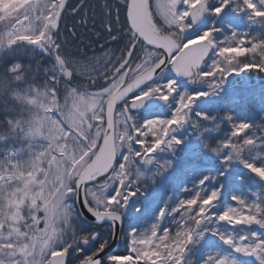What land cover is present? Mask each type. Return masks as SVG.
<instances>
[{
    "label": "rangeland",
    "instance_id": "1",
    "mask_svg": "<svg viewBox=\"0 0 264 264\" xmlns=\"http://www.w3.org/2000/svg\"><path fill=\"white\" fill-rule=\"evenodd\" d=\"M120 0H67L65 2V7L61 11V18L58 22L57 30H54L52 33L53 39L56 42V45L59 46L58 54L70 62L69 67L72 69V78L77 82L81 80H92L95 79L107 72L112 66L118 61L122 56L125 47V39L129 36L128 26L125 21V6ZM151 11L155 16L156 21L161 26L169 27V30L176 32L177 34L181 33L180 29L175 25H169L165 22L164 18L160 15L159 11L156 8L157 0H149ZM51 3V0H48ZM58 2V0H57ZM208 9L218 7L221 3V0H207ZM258 7H264L260 5L258 0H256ZM35 0H0V134L7 135L8 139L5 141H0V165H6L9 171H12L13 165L7 160V156L10 153H15L13 158L10 160L14 163L25 161L30 153L28 147H26V141L21 140L18 135L10 133L7 131V117L16 118L17 116H26L27 112L25 108L27 106L18 104L16 101L12 100L8 93L13 89L25 90L31 85L43 86L47 84L50 88L55 90V95L58 105H65L66 103V91L69 88L76 89L79 92L89 93L95 96H101L100 90L104 87H107L114 82L115 79H119L120 76L124 75L127 71L132 73L136 68L137 64H143L146 61H153L156 57H153L154 50L145 47H139L136 52V57L133 58L132 63L126 64L127 69H124V72H120L116 75L115 79L110 80L105 85L94 86L85 85L84 87H79L74 84H70L65 78L60 75V70L56 65L55 55L56 52L52 48H48L45 51H42L40 47L34 45L25 39V37H30L42 30V22L38 19L40 15L39 12H34L33 6ZM186 5L182 3L178 4V9L183 11L186 9ZM46 14V12H45ZM222 15V16H221ZM24 17V18H23ZM208 19L210 20L200 31L191 32L189 28L185 30V38L188 39L195 38L200 35L203 31L213 29L212 38L217 44H221L225 40H230V44L222 46H236V40L233 38L235 33L237 37L244 36L245 43L243 47L251 48V43L248 41L260 40L264 41V35H258L254 33H248V28H261L264 29V17L255 18L252 17L250 10L242 8V0H229V3L226 4L222 11L219 14H213L208 11ZM225 20V26L219 25L221 20ZM19 20V22L17 21ZM228 21V22H226ZM186 22L190 24V20L186 18ZM218 25V26H217ZM238 26L243 27V31L237 29ZM225 27L228 31V34L221 32H227L222 29ZM239 39V38H237ZM247 43V44H246ZM49 52L50 56L46 55L45 52ZM215 47L212 50V56L205 61L204 66L200 71H209L210 67L214 60H219V63L222 67H231L233 71L228 72L225 75L223 72L221 74L216 72L215 76L218 77L222 83L229 84L232 81L233 76L236 74L245 75L247 69H254L255 64L260 68H264V65L261 64L262 56L259 52L252 53L246 52L245 54H231L235 56L229 64L228 56L218 57ZM151 54V56H149ZM19 63L21 70L15 74L9 71L10 66ZM254 64V65H252ZM127 72V73H128ZM14 75H19L22 78L20 80H15ZM126 78V76H125ZM172 79L175 81L176 92L170 96L171 103L164 107V112L158 117L151 118H161L169 119L171 118L172 113L175 111L177 101L181 94L192 95L195 93H207V95H201L198 98L194 99L192 104L188 106L186 111V119L183 123L179 125L173 124L171 129L168 132V137L170 139L175 137L176 140L180 141L179 143H174L169 147L166 142L158 148L155 152L151 153L148 158L144 160L145 164L137 163L140 159L138 158L135 162L136 169L139 172L143 173V176L137 180L135 185H126L127 191H122V197L127 195V192H132L136 190L139 193H147L153 195L158 191L159 187L164 185V177L169 176V169L172 161L169 160V156L177 154L178 157L186 154H196V160L198 159L199 152H204L209 155V160L211 165L215 166V170L221 169L225 170L226 165L223 164V161L228 158L236 159V154L229 147H224L225 142H230L233 145L240 146L239 159L235 168L241 172L239 174V180L242 183L253 185L257 184L254 177L259 176V173H253L249 168L246 167V163H253L257 167L264 166V100L258 102V105H245L240 102L233 103V109L230 111L229 105L224 104L226 90H223L219 84L213 79L211 80H202L198 87L187 90L185 85L179 83L170 75L161 72L159 77L156 79L155 83H149L146 85V90L152 84L163 85L167 80ZM80 83V82H79ZM90 86V87H89ZM187 87V85H186ZM143 90V91H144ZM166 92V89H163ZM243 91V90H242ZM240 89L237 90V94L243 95ZM221 93V94H220ZM228 95L233 97V91H227ZM245 94L253 95L264 99V83L260 88L246 91ZM212 96L217 99L211 98ZM72 98L67 99V103H72ZM223 102V103H222ZM47 103V101H45ZM104 106V104H103ZM103 106L97 109L98 112L103 116ZM122 108H119L116 113L120 112ZM37 112H40V109H36ZM55 111V110H54ZM198 113H203L207 118H202ZM50 115H53V111L49 112ZM242 114L246 115V118H242ZM57 119H59V114L54 113ZM87 119L92 123V129L88 130L87 135L90 137L92 132L95 131L97 124L99 122L91 120V114H88ZM144 120L139 122L135 120L138 124L142 123ZM241 122H246L251 125L246 134L244 132L239 133L238 135L233 136L234 126L238 125ZM103 123H99V126L103 128ZM66 127V126H65ZM87 128V125H84ZM120 127V125H118ZM147 132V129H144ZM47 132V129H45ZM139 134L137 133V137ZM249 137H252L255 140V143L245 144V140ZM145 141V146L151 145L154 141V137L151 133H148L146 136L139 137ZM46 141L39 138L34 139L31 142L32 154L42 150V146ZM204 147L206 150H201L200 148ZM133 148L137 151L143 152L144 148H141L139 145H133ZM211 148H217L218 151L213 152ZM208 149V150H207ZM163 156H162V155ZM50 158V157H49ZM119 159V158H118ZM176 159V158H175ZM162 165H165L162 167ZM173 165V163H172ZM40 167L47 168L48 164L45 160ZM264 171V168H261ZM31 169L20 168L18 173H20L24 178H28L29 172ZM37 176L40 179H43V173L38 172ZM5 179L0 180V183L7 182ZM23 181L21 179H13L9 182V187L21 186ZM51 185H47L44 190V194L48 195V192L51 190ZM139 189V190H137ZM249 190L250 201L252 203L259 204L262 209H264V180L258 183L259 193L257 195L256 191ZM106 195L111 196L115 192V185H110L106 190ZM74 196V195H73ZM69 197L70 202L73 205L75 210V221L74 223L78 226V230L83 232L88 231L85 226V222L81 219L78 211L75 207L74 198ZM237 198L244 201V198L239 193ZM132 195L128 196L127 202L125 203L123 199H120V203L127 205L131 203ZM39 204L40 202L37 201ZM215 203V202H214ZM232 207L239 208L240 205L238 201H232L229 205ZM117 209H121L120 204L115 206ZM219 210L218 213L213 215H218L224 210ZM211 209H217L216 205L213 204ZM29 210L24 208V215L27 217L26 223H31V217L28 215ZM195 215V212H192ZM38 217L43 216V212H37ZM210 222V221H209ZM208 222V223H209ZM10 222L6 221L4 224L3 231L7 233L8 225ZM211 223L214 225L213 228L217 232L231 233L234 237H239L241 235L248 236L249 239L245 241L246 243H254L255 240H264V226H258L257 224L251 225H228L226 222L211 220ZM220 224V227L217 225ZM62 226V225H61ZM19 227L22 231H27L24 228L23 224H20ZM38 227L43 228L44 224L41 220ZM258 227L261 230H258ZM206 227L202 225L201 230H204ZM109 230L105 225L102 228H99L98 231ZM135 230L137 234L144 232H139L136 226L133 224L126 229H123L120 235V250H125L124 255H113L120 262L126 260L127 255H132L135 258V253L129 251L128 245L131 241V232ZM34 231V229H33ZM97 231V230H95ZM92 232V231H91ZM255 232L257 234L255 240L250 236L251 233ZM211 234L217 235L213 232ZM164 234V230H163ZM162 234V235H163ZM207 231L201 237L194 238L200 242L203 239L206 240ZM175 233L173 234V236ZM72 239L71 233L65 236V241ZM158 242V241H157ZM0 243H10V241H0ZM92 241L89 242L87 246H90ZM82 247L80 243L75 245V248L70 249L67 253L69 255L70 262L75 263L78 257V254H81L89 247ZM154 247V245H153ZM195 253H191L186 258L183 259V264H194L196 260L197 264H204L206 258L210 255L214 256H225L233 261V264H259V261L256 256L249 255L245 253H239L234 250L231 245L225 244L220 238L219 235L215 239V244L213 249L207 253V250L203 253L201 246H194ZM76 248H79L81 251H77ZM62 247H58L56 250H61ZM109 256L106 259V264H115V262L110 261ZM50 258V253H49ZM192 261L189 262L188 261Z\"/></svg>",
    "mask_w": 264,
    "mask_h": 264
},
{
    "label": "snow or ice",
    "instance_id": "2",
    "mask_svg": "<svg viewBox=\"0 0 264 264\" xmlns=\"http://www.w3.org/2000/svg\"><path fill=\"white\" fill-rule=\"evenodd\" d=\"M260 5H264V0H258ZM182 3L186 5V9L180 11L178 9V4ZM229 3V0H221V3L218 7L212 8L210 10L206 9V0H157L156 8L159 11L160 15L167 20L169 25L179 26L180 32H185L191 25L186 22V18L190 17L193 22L204 13L206 10L210 11L213 14H219L223 7ZM65 7V0H51V3L48 0H35L33 6L34 12H39L38 19L42 22V30L39 34L25 37L26 40L33 43L34 45L41 48L42 51H45L48 48H52L55 52V59L57 61V67L60 70V75L66 78L72 77V69L69 67L68 61L64 60L60 54H58L59 46L56 45L55 40L53 39L52 33L58 28V21L61 18V10ZM148 0H129L128 2V20L131 24V29L133 30V35L135 38L142 37L144 41L148 44L155 45L158 47H163L169 53L167 62L162 61L159 67L149 68L151 60L146 61L143 64H137L136 68L133 70V74L136 79L131 84L125 82V76L128 73L120 76L117 80L115 79L112 83L111 97L107 102V122L111 118L113 122V127H116L120 123V119L123 116V113H120L118 116L117 113H114V107L117 101L123 100L127 95L133 92L134 89H137L139 85L145 81H150L157 69H161L162 66L171 64L173 70L177 74H183L190 79L193 77L207 78L213 77L216 72H223L225 75L228 72L233 71L231 67H222L219 63V60H214L210 70L199 71V65L201 64L203 58L213 47L218 49L217 56L225 57L228 56L229 64L235 56V54H245L246 52L257 53L259 52L261 56H264V41L252 40L248 41L251 43V48H245L242 45L246 42L244 36L237 37L236 34H233V38L236 40V46H222L230 44V40H225L221 44H217L212 38L213 29L205 30L200 35L191 39L182 38V47L173 45L171 42L167 41L166 38L159 36V31L152 23L151 13L149 11ZM242 8L250 10L252 17L262 18L264 17V7H258L256 0H242ZM46 12V14H45ZM239 38V39H237ZM203 42V43H201ZM132 49H128V55L131 56ZM151 56V54H149ZM127 60L125 59V64ZM125 65L122 64L121 68ZM68 69L64 71V69ZM20 71L19 68H9V71ZM264 70V68H262ZM119 71V70H118ZM138 73V74H136ZM166 89V92L163 90ZM176 92L175 81L169 79L163 85L156 84L155 89L144 90L140 92V95L134 96L132 104L134 107H137L140 102H142L149 95H156L161 100H168V98ZM207 95V93H204ZM75 104L81 103L80 100L74 99ZM193 102L191 95L181 94L178 101L175 111L172 113L171 118L161 119L156 118L148 120L145 122L144 127H137L136 131L139 134L137 137L139 142L145 145V141L139 137L146 136L148 133L154 137L153 143L149 146L144 147L143 153H150L151 150L160 145L162 142L171 147L174 143H178L175 137L166 139L168 137V132L171 129L173 124L179 125L183 123L186 119V109ZM100 106H103L101 103ZM95 111V109H93ZM55 111L53 110V115ZM202 118H207L203 113H198ZM63 123L62 121L60 122ZM82 128V124L80 126ZM147 129V132L144 129ZM250 125L246 122L239 123L234 126L233 136L238 135L241 132H244L246 129H249ZM70 132L72 130H69ZM73 135H76L75 132H72ZM79 139V136H77ZM245 144L255 143V140L252 137H249L245 140ZM224 147H229L233 152L239 156L240 150L237 145H233L230 142H225ZM142 153V154H143ZM107 154V149H106ZM15 153H10L7 156V160L10 161ZM39 163L38 160L34 164L36 172H39ZM100 165L98 164V167ZM246 167L249 168L253 173H259L260 177L264 179V171L261 168L264 166L257 167L253 163H246ZM13 177L15 179H21L23 183H29L28 178H24L20 173L13 172ZM35 172L32 174L33 180H35ZM0 179H5L2 177ZM8 179V177H6ZM207 179V177H205ZM82 184L88 183L87 178H85ZM203 184V180L200 181ZM81 193L80 186H77L75 189V196H78ZM72 197V194H69ZM218 192H212L208 194L203 200L200 199V193L197 192L195 196L190 199L181 200L179 202L180 219L175 223L178 225V230L175 235H170L168 229L164 230V234L157 236L158 223H154L151 226L150 232H145L137 234L135 231L131 232V241L128 245L129 251L135 253V258L131 255H127L126 260L123 261V264H140L141 260L147 262V264H183L184 254L187 250V246L193 242L194 238L201 237L204 235L205 231L209 229L205 228L201 230L202 225L211 220L226 222L228 225H251L258 224L264 226V209L261 208L259 204L252 203L248 204L246 201L240 200L239 198L233 196V200L238 201L240 207L227 206L222 212L218 215H209L210 207L213 205L214 201L217 199ZM84 204L87 206V196L84 195ZM119 193L111 197L113 203L118 200ZM95 208H89V211L93 215L97 216L98 219L103 217L106 213H109V209L105 208L103 202L99 201ZM37 201L40 204H47L48 195H45L44 192L40 194L37 198ZM193 206H196L195 208ZM186 209V210H184ZM172 212H177V208L172 209ZM195 212V215L191 213ZM166 214V209L162 208L158 214L159 218L164 217ZM61 213L58 208L52 209L48 215L44 218H37L35 221V229L32 232H29L27 235L20 237L13 233L12 235H6L3 231L4 226H0V241H10V243H0V261H3L4 264H34L37 259V252L39 257L42 260L48 261V264H65L66 254L70 249L75 248V246H69L67 249L63 248L61 250H51L44 245V240L50 236L53 231L60 225H64L66 228L70 225V219L60 220L59 217ZM41 220L43 221L44 227L40 228L38 225ZM11 223H15L12 221ZM213 233L219 235V238L227 245H231L236 252L245 253L249 255H254L257 257L259 264H264V240H255L257 234L255 232L251 233L250 236L254 243H246L249 239L248 236L241 235L239 237H234L231 233L217 232L215 228L210 229ZM11 232V228L8 227L7 233ZM158 241V242H157ZM107 242H103L99 245L97 252L87 255L84 259L80 260L79 264H100L99 259L97 258L98 253L104 249ZM21 245H27V247H21ZM154 245V247H153ZM77 251H81L79 248H76ZM49 253L51 258H49ZM139 258V259H138ZM110 261L115 262V264H121L116 257L112 256L109 258ZM204 264H233V261L225 256H214L210 255L206 258Z\"/></svg>",
    "mask_w": 264,
    "mask_h": 264
},
{
    "label": "clouds",
    "instance_id": "3",
    "mask_svg": "<svg viewBox=\"0 0 264 264\" xmlns=\"http://www.w3.org/2000/svg\"><path fill=\"white\" fill-rule=\"evenodd\" d=\"M165 22L169 23L167 20ZM177 27L179 28V26ZM163 37L173 45L183 46L182 35H178L176 32L168 33ZM160 48L167 52L165 48ZM153 57L159 58H155L148 66L149 68L159 67L164 60L160 53H153ZM260 62L264 65V56H262ZM19 67H21L19 63L10 66L12 69ZM10 72L16 73L14 70ZM13 78L20 80L22 77L14 75ZM135 79L134 76L129 84ZM155 86L156 84H152L146 90H154ZM111 89L112 83L100 90L101 96H95L69 88L66 91L65 105H58L55 90L47 84L43 86L33 84L25 90L13 89L9 91L8 95L12 100L27 106L25 108L27 115L17 116L14 119L7 117V131L18 135L21 140L27 142L25 146L28 147L30 155L25 161L16 163L8 161L13 165L12 171H9L6 165H0V178L8 177L7 182L0 183V226H4L5 222L8 221L10 222L8 226L11 228V232L6 233V235H12L13 233L20 237L27 235L35 229L37 218L42 219L52 209L58 208L61 213L59 219H70V225L67 228L64 225L58 226L44 240V245L47 248L53 251L58 247L67 249L69 246H75L77 243H87L89 239L95 238L96 232L78 230V226L74 223L76 213L70 202L69 194L74 195L77 186H80L83 195L87 196L88 211L89 208L97 206V198L100 202H103L105 208L109 209V213H106L100 219L92 214L95 222L99 223L104 219L112 222L120 220L121 214L115 206L120 204L122 208L123 204L120 203V199L122 198L126 203L128 196L133 195L132 192H127V195L122 197V191L126 192V185H135L137 180L143 176V173L136 169V160L138 158L145 160L151 153L160 148L163 142L154 147L150 153H143L133 148L134 143L144 148V145L137 138L136 128L138 126L142 128L145 126L146 121L156 119H146L137 124L132 116V109L136 108L132 104L133 98L127 101L122 110L117 113L118 116L123 113L119 123L120 127H113L111 118L108 119L106 127L101 128L99 126L104 117L97 109L100 108L101 103L107 104L112 94ZM139 95L140 92L135 96L138 97ZM201 95H204V93H195L191 96L194 100ZM68 98L78 99L81 103L78 105L74 102L67 103ZM36 109L41 111L37 112ZM53 110L59 114V119L56 115L49 114ZM100 111H103V109H100ZM88 114H91V120L99 122L90 137L87 132L92 129V123L87 119ZM81 124L82 128L80 127ZM84 125H87V128ZM45 129H47V132H45ZM72 132H75L76 135H73ZM77 136H79V139ZM37 138L46 141V143L42 146L41 151L32 154L31 142ZM7 139V135L0 134V141ZM238 149L240 150V146H238ZM211 151L216 152L218 149L211 148ZM236 159H239V156H236ZM38 160L40 161L39 172L43 173V179L37 176L38 172L34 168V164ZM45 160L48 167H40ZM25 167L31 169L28 175L29 183L9 187V182L15 179L12 173ZM34 172L36 174L35 180L32 178ZM85 178H87L88 183L82 184L81 182ZM113 184L115 185V192L111 196L106 195L105 190ZM47 185L52 186L48 192V202L47 204H38L37 198L44 192ZM212 192L218 191L214 189L210 194ZM117 193H119L120 198L113 203L111 197ZM24 208L29 210L30 224L26 223L27 217L24 215ZM40 211L43 212V216L38 217L36 213ZM12 221L15 223H11ZM20 224H23L27 231H22L19 227ZM68 233H71L72 239L65 241V236ZM21 247H27V245H21ZM0 264H4V262L0 261ZM34 264H48V261L42 260L37 252V259Z\"/></svg>",
    "mask_w": 264,
    "mask_h": 264
},
{
    "label": "trees",
    "instance_id": "4",
    "mask_svg": "<svg viewBox=\"0 0 264 264\" xmlns=\"http://www.w3.org/2000/svg\"><path fill=\"white\" fill-rule=\"evenodd\" d=\"M153 21L155 22L156 20L154 19ZM254 64L257 65V63ZM81 82L82 85L87 84L86 80ZM253 88L254 87H249L246 88L245 90H253ZM260 100L261 98L255 99V96L253 95L246 94L243 96L244 102L258 103L260 102ZM225 103L230 105L231 104L230 99H228ZM248 130H246V134ZM200 149L206 150L204 147ZM170 158H173V156H171ZM199 160H200V170L202 171V175L200 176V178L201 181L203 180V184H199L198 182V176L196 171L197 164L196 161H194V156L193 155L184 156V158L181 161L184 164L186 163V168L184 167H179L178 169L177 167L174 168L173 172H175V180L171 184L170 189L166 192V194L156 193L153 196H144L138 193L140 195L139 197L142 200H138L136 195H132L133 196L132 204L123 206L122 208V212L125 217V222L123 227H129L133 223H135L137 230H139V232L141 231L145 233V232H150L152 224L158 223V228H157L158 237L163 234V230L165 229H168L170 235H173L178 230V225L175 222L179 221L180 219L181 209L179 208V202L181 200L192 198L193 196L196 195L197 192L200 193V199L203 200L208 194H210L212 190L215 189L218 191L217 199L214 201L215 203H213L216 205L217 209H211L210 207L209 215L218 213L219 210H222L224 206H229L233 201V196L237 197L239 193L244 198V201H246L248 204H251L249 193L248 191H246V188L248 187L251 188L252 190H255L258 195L259 193L258 183L264 179H262L258 174L259 176L254 177L255 182H257V184L248 185L240 182L239 174H241V172L235 168L237 159H234V157L232 159L228 158L223 161V164L226 165L225 170H221V169L215 170V166L211 167L212 163L209 160V155L205 154L204 152L199 154ZM186 171L190 172V174L183 177ZM205 177H207V179H205ZM193 207L195 208L196 206ZM162 208L166 209V214L164 215V217L159 218L158 214L160 213V210ZM175 208H177V212H172V209ZM203 226L209 229L206 234V240L203 239V241L200 242V239L199 240L194 239L193 242L187 246V250L184 254V257L186 256V258H188L190 252L195 253L194 246L196 245L201 246V248L203 247L202 248L203 253L207 249H212L213 247L212 245L215 244V239L217 237L216 235L210 233L212 232L210 229H212L214 225L210 221L209 223L206 222ZM217 227H220V225H217ZM124 253L125 250L122 251L118 249V255L122 256L124 255ZM189 262L192 261L189 260L188 263ZM193 262L194 264H197L196 260H194ZM121 264H123V262H121ZM140 264H147V262L141 260Z\"/></svg>",
    "mask_w": 264,
    "mask_h": 264
},
{
    "label": "water",
    "instance_id": "5",
    "mask_svg": "<svg viewBox=\"0 0 264 264\" xmlns=\"http://www.w3.org/2000/svg\"><path fill=\"white\" fill-rule=\"evenodd\" d=\"M127 2H129V0H127ZM126 12H127V15H126V19H127V23L129 24V27L131 28V24H130V22H129V20H128V3H127V9H126ZM206 16H207V13H206V11L204 12V13H202L197 19H196V21L195 22H193L192 21V24H193V27H200V25H202L204 22H205V19H206ZM190 20H191V18H190ZM132 30V29H131ZM133 31V30H132ZM140 39L145 43V44H148L146 41H144L143 40V38L142 37H140ZM150 46H152V47H154V48H156L157 50L159 49V50H161V52H162V54H164V60L167 62V60H168V56H169V53H167L164 49H162V48H160V47H158V46H155V45H151V44H149ZM210 51V50H209ZM209 53V52H208ZM207 53V54H208ZM207 54H206V56H207ZM166 66V65H165ZM165 66H162V68L163 67H165ZM161 68V69H162ZM161 69H157L156 70V72L154 73V76L153 77H155V75L161 70ZM170 70H171V72H173V73H175L179 78H183V77H186V76H184L183 74H177L174 70H173V68L170 66ZM132 80V79H131ZM131 80H129V81H127V83H129V82H131ZM146 82H148V81H145L144 83H146ZM144 83H142L141 85H143ZM141 85H139L138 86V88L141 86ZM137 88V89H138ZM134 90H136V89H134ZM133 90V91H134ZM130 94V93H129ZM128 96V95H127ZM124 100V99H123ZM120 101H122V100H120ZM120 101H117V103H116V105L120 102ZM160 101L161 102H163V103H166V101L165 100H161V99H159V97H151L150 95L147 97V98H145L142 102H140V104L135 108V109H133V110H137V111H139V110H143V109H146L147 107H149L150 105L151 106H154V105H157V104H159L160 103ZM116 105H115V107H116ZM114 107V108H115ZM104 110H105V121H106V123H105V126L104 127H106V125H107V105L105 104V108H104ZM115 111V110H114ZM102 142V141H101ZM75 198H76V205H77V209H79V212H80V214L85 218V219H87L88 221H93V222H95V219H94V216L92 215V213L91 212H89L88 211V207L87 206H85V204H84V195H83V193L81 192L78 196H75ZM122 219L123 218H121V216H120V220L119 221H114V222H112V221H110V220H108V219H104V220H102L101 222H104V221H107V222H109L110 223V225H111V229H112V233H111V236H110V241H109V243L108 244H106V246L104 247V249L102 250V251H100L99 253H98V256H97V258L99 259V261H100V258L102 257V255H106V254H109L111 251H113V249L117 246V244H118V242H119V239H118V234H119V231H120V227H121V224H122ZM101 222H99V223H101ZM95 223H97V222H95ZM66 258V257H65ZM101 263V262H100ZM66 264V263H65Z\"/></svg>",
    "mask_w": 264,
    "mask_h": 264
},
{
    "label": "bare ground",
    "instance_id": "6",
    "mask_svg": "<svg viewBox=\"0 0 264 264\" xmlns=\"http://www.w3.org/2000/svg\"><path fill=\"white\" fill-rule=\"evenodd\" d=\"M24 18V17H23ZM18 22H19V20H17ZM111 252H113V251H111Z\"/></svg>",
    "mask_w": 264,
    "mask_h": 264
},
{
    "label": "flooded vegetation",
    "instance_id": "7",
    "mask_svg": "<svg viewBox=\"0 0 264 264\" xmlns=\"http://www.w3.org/2000/svg\"><path fill=\"white\" fill-rule=\"evenodd\" d=\"M83 254H85V253H83Z\"/></svg>",
    "mask_w": 264,
    "mask_h": 264
}]
</instances>
